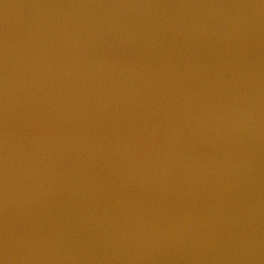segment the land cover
Segmentation results:
<instances>
[{"label":"water","instance_id":"water-1","mask_svg":"<svg viewBox=\"0 0 264 264\" xmlns=\"http://www.w3.org/2000/svg\"><path fill=\"white\" fill-rule=\"evenodd\" d=\"M3 264H264V0H0Z\"/></svg>","mask_w":264,"mask_h":264},{"label":"snow or ice","instance_id":"snow-or-ice-1","mask_svg":"<svg viewBox=\"0 0 264 264\" xmlns=\"http://www.w3.org/2000/svg\"><path fill=\"white\" fill-rule=\"evenodd\" d=\"M0 264H3V261H0Z\"/></svg>","mask_w":264,"mask_h":264}]
</instances>
